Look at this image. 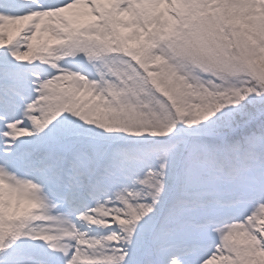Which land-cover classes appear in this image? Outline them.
<instances>
[{"label":"snow or ice","instance_id":"6c2138e0","mask_svg":"<svg viewBox=\"0 0 264 264\" xmlns=\"http://www.w3.org/2000/svg\"><path fill=\"white\" fill-rule=\"evenodd\" d=\"M0 264H264V0H0Z\"/></svg>","mask_w":264,"mask_h":264}]
</instances>
